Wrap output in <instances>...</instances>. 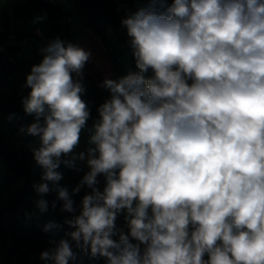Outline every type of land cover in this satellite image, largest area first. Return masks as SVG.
I'll return each instance as SVG.
<instances>
[{"label": "clouds", "instance_id": "9594fccd", "mask_svg": "<svg viewBox=\"0 0 264 264\" xmlns=\"http://www.w3.org/2000/svg\"><path fill=\"white\" fill-rule=\"evenodd\" d=\"M121 25L136 70L103 79L109 96L91 128L90 50L54 37L25 75L33 122L18 133L39 141L37 208L59 203L73 229L39 258L76 264L79 250L104 264H264V0H146ZM61 165L88 169L72 190H91L78 214Z\"/></svg>", "mask_w": 264, "mask_h": 264}, {"label": "trees", "instance_id": "16d2710c", "mask_svg": "<svg viewBox=\"0 0 264 264\" xmlns=\"http://www.w3.org/2000/svg\"><path fill=\"white\" fill-rule=\"evenodd\" d=\"M81 1L87 6L96 29L103 37L105 36L103 25H112L120 38L125 40L126 53L130 55L132 66L135 69V62L128 44L129 38L121 30V17L117 9L118 1ZM121 2L134 5L136 0H121ZM168 2L171 3V0H168ZM35 12L42 15L46 14L51 39L58 36L65 41L72 42L70 23L60 0L5 1L0 10V79L17 71V65L12 56L20 49L19 41L34 36V31L29 25V19ZM110 56L115 71L114 79L125 75L126 68L120 58L121 55L118 52L111 51ZM40 59L41 57L36 58L31 65L38 63ZM105 77L108 76L97 78L93 74L85 72L84 85L86 92L82 98L87 102L90 109L89 122L98 118L97 107L109 96L108 91L100 87V83ZM29 91V89L24 88L21 94L13 95L14 106L12 110L17 114V129L26 122V114L21 104V98L26 96ZM37 147H39V144L16 146L5 135L0 134V157L6 163L5 184L8 188H11L10 200L6 209L9 212L11 236L14 239L12 252L4 257L2 264H50V262L39 258L40 252L51 247L50 239L57 241L61 238L70 239L68 233L73 230L64 223L65 219L71 214L61 213L59 203L56 210H52L49 206V210L43 213L37 208L36 202L40 197L34 190L33 184L40 182L42 174V170L36 165L33 158L32 149ZM58 170L63 173V179L59 183L68 189L71 198L75 202L76 214H78L83 196L90 194L91 190L86 186L82 187L79 193L76 194H72V190L87 170L83 168L80 172H76L64 165H61ZM44 198L51 202L55 199V193L48 194ZM29 212L36 213L35 219L29 227L21 228ZM3 214L4 210L0 206V230L4 226ZM117 220L125 224L124 215H120ZM49 223H54L58 227L45 232L43 229ZM17 226L19 228H16ZM77 251L79 252V258L76 264H104V261L100 258H92L90 255ZM13 253L17 255L15 259L12 258L11 254Z\"/></svg>", "mask_w": 264, "mask_h": 264}, {"label": "rangeland", "instance_id": "374dc122", "mask_svg": "<svg viewBox=\"0 0 264 264\" xmlns=\"http://www.w3.org/2000/svg\"><path fill=\"white\" fill-rule=\"evenodd\" d=\"M7 0H0V10L2 4ZM20 2L22 0H13ZM117 9L120 13L121 20L125 18L130 12H134L133 6L117 0ZM137 1V0H136ZM140 0H138L139 2ZM146 4V0H142ZM63 9L66 11L68 22L71 27V39L73 43L80 45L81 47L90 50L92 53V59L86 65L84 72H89L95 77L100 78L102 76H108L112 79L115 78V71L111 61V51L118 52L121 55V59L124 64L130 68L132 60L129 54L126 53L125 40L121 39L119 34L114 30L112 25H103V32L105 36L96 29L94 22L91 19L87 6L81 0H60ZM140 3V2H139ZM143 6H145L143 4ZM42 15L35 12L29 19V25L34 31V36L19 41L20 49L12 56V59L17 65V71L13 74L0 79V134L5 135L16 146L24 144L26 146L39 144L38 138L21 135L16 128L17 114L12 110L14 106L13 95L21 94L24 90L23 84L25 81V75L30 70L32 62L41 57L39 55V48L43 46L48 40L51 39L47 19L42 24L32 23L34 16ZM122 32L126 37V29L121 26ZM147 75H151L148 73ZM12 115L13 119L10 121L8 117ZM33 122V117L26 115V122L24 125ZM92 122H87L89 128H91ZM88 131L85 130L81 134L80 149L82 150L86 146L88 139ZM87 169V167H84ZM6 163L5 160L0 157V206L4 210L3 220L4 226L0 230V264L4 257L12 252L14 245V239L11 236L9 212L6 209L11 194V188H8L5 184ZM101 181L100 186L103 187V177L99 178ZM36 213L29 212L26 220L21 228L29 227L35 219ZM118 228L127 232V228L124 223L116 221ZM16 228H19L18 226ZM20 228V229H21ZM18 230V229H16ZM4 242V244H2ZM12 258H16V254H11Z\"/></svg>", "mask_w": 264, "mask_h": 264}, {"label": "crops", "instance_id": "0c3cea01", "mask_svg": "<svg viewBox=\"0 0 264 264\" xmlns=\"http://www.w3.org/2000/svg\"><path fill=\"white\" fill-rule=\"evenodd\" d=\"M139 2H140V3H139ZM139 2H138V0H137L136 3H135V5L133 6L134 11L137 10L138 8H140V7H143V4L145 5V2L142 3V2H143L142 0H140ZM124 65H125V64H124ZM125 68H126V73H127L129 70H133V71L136 70V69L133 68L132 65H131L130 68H128V67L125 65ZM86 170H88V169H86Z\"/></svg>", "mask_w": 264, "mask_h": 264}]
</instances>
